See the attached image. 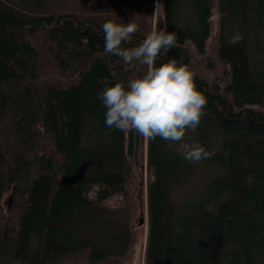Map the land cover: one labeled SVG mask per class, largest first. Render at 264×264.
<instances>
[{
    "label": "trees",
    "instance_id": "obj_1",
    "mask_svg": "<svg viewBox=\"0 0 264 264\" xmlns=\"http://www.w3.org/2000/svg\"><path fill=\"white\" fill-rule=\"evenodd\" d=\"M155 2L0 0V264H136L145 147L143 264H264V0H217L231 72L224 88L195 73L205 115L180 143L215 152L198 163L178 143L107 127L98 98L105 81L146 71L105 53L103 24L134 21L122 47L139 46ZM214 4L162 0L156 27L176 44L156 66H189L184 43L203 50ZM237 31L243 40L229 44Z\"/></svg>",
    "mask_w": 264,
    "mask_h": 264
},
{
    "label": "clouds",
    "instance_id": "obj_2",
    "mask_svg": "<svg viewBox=\"0 0 264 264\" xmlns=\"http://www.w3.org/2000/svg\"><path fill=\"white\" fill-rule=\"evenodd\" d=\"M221 20L219 11L212 12L207 22L215 25ZM104 51L121 58L125 65L134 61L146 66V71L125 81L117 80L98 94L105 113V124L123 132L135 131L146 139L160 137L178 143L177 151L190 163L210 159L214 151L207 150L197 139L180 143L187 131L196 132L205 115L206 96L197 88L195 72L190 66L174 58L156 66L155 61L176 44V36L165 29L153 26L150 33L132 48H123L130 43L138 27L134 21L119 23L107 20L103 26ZM243 34L235 32L229 44L243 40Z\"/></svg>",
    "mask_w": 264,
    "mask_h": 264
},
{
    "label": "rangeland",
    "instance_id": "obj_3",
    "mask_svg": "<svg viewBox=\"0 0 264 264\" xmlns=\"http://www.w3.org/2000/svg\"><path fill=\"white\" fill-rule=\"evenodd\" d=\"M57 0H49L50 3H53ZM162 0H156L155 9L153 12V26H156L157 17L161 10ZM217 11V0L213 7V12ZM184 45L189 48L191 53L190 59V68L201 78L205 79L208 83L212 84L213 82H219L224 88L225 83L227 82V77L231 72V66L222 61L219 54V22L211 26V33L203 50L199 49L195 43L188 39L185 41ZM253 108L261 109V105H252ZM9 143V140H6ZM137 184H138V197H139V209L137 211L136 224H143L142 226L138 225V236L140 237L139 246L137 248L136 254V264H143L144 256V244L146 234H147V159H146V147L144 148V157L141 166L137 169ZM12 195L6 194L4 197V205L9 209ZM142 218L144 219L142 222Z\"/></svg>",
    "mask_w": 264,
    "mask_h": 264
},
{
    "label": "water",
    "instance_id": "obj_4",
    "mask_svg": "<svg viewBox=\"0 0 264 264\" xmlns=\"http://www.w3.org/2000/svg\"><path fill=\"white\" fill-rule=\"evenodd\" d=\"M143 220H144V219L142 218V222H143Z\"/></svg>",
    "mask_w": 264,
    "mask_h": 264
}]
</instances>
